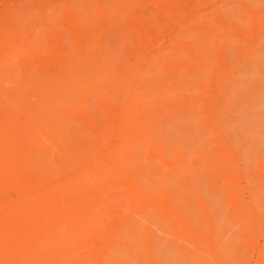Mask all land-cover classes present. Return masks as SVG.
<instances>
[{
    "label": "rangeland",
    "instance_id": "1",
    "mask_svg": "<svg viewBox=\"0 0 264 264\" xmlns=\"http://www.w3.org/2000/svg\"><path fill=\"white\" fill-rule=\"evenodd\" d=\"M0 264H264V0H0Z\"/></svg>",
    "mask_w": 264,
    "mask_h": 264
},
{
    "label": "bare ground",
    "instance_id": "2",
    "mask_svg": "<svg viewBox=\"0 0 264 264\" xmlns=\"http://www.w3.org/2000/svg\"><path fill=\"white\" fill-rule=\"evenodd\" d=\"M69 146H70V145H69ZM21 159H22V158H21ZM22 164H23V163H22ZM25 167H26V166H25ZM26 168H27V167H26ZM29 168H30V167H29ZM31 170H32V169H31ZM29 174H30V173H29ZM28 178H29V177H28ZM28 178H27V179H28ZM30 178H31V177H30ZM25 179H26V177H25ZM27 179H26V180H27ZM29 181H30V179H29ZM19 182H21V181H19ZM23 182H24V181H23ZM26 183H27V182H26ZM19 184H20V183H19ZM23 185H24V184H21V186H23ZM25 188H26V187H25ZM20 192H21V191H20ZM53 200H54V199H53ZM26 201H27V200H26ZM61 204H62V203H61ZM68 205H69V204H68ZM16 208H17V207H16ZM45 208H46V207H45ZM54 208H55V207H54ZM28 215H29V214H28ZM44 216H45V215H44ZM40 217H42V216H39L38 218H40ZM49 217H50V216H49ZM8 221H9V220H8ZM41 221H42V220H41ZM21 223H22V222H21ZM40 223H41V222H40ZM40 223H39V228H40V225H41ZM39 228H38V229H39Z\"/></svg>",
    "mask_w": 264,
    "mask_h": 264
}]
</instances>
